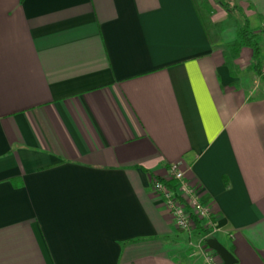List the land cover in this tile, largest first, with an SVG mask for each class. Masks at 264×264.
<instances>
[{
	"label": "crops",
	"instance_id": "0c3cea01",
	"mask_svg": "<svg viewBox=\"0 0 264 264\" xmlns=\"http://www.w3.org/2000/svg\"><path fill=\"white\" fill-rule=\"evenodd\" d=\"M220 42L192 0H0V264H203L153 189L173 164L264 264V81Z\"/></svg>",
	"mask_w": 264,
	"mask_h": 264
},
{
	"label": "built area",
	"instance_id": "2783aa9c",
	"mask_svg": "<svg viewBox=\"0 0 264 264\" xmlns=\"http://www.w3.org/2000/svg\"><path fill=\"white\" fill-rule=\"evenodd\" d=\"M153 189L161 195L164 207L181 233L190 236L199 229L202 231L199 242L190 244V257H201L203 264H223L217 253L207 246V241L221 232L214 212L201 199L199 187L186 179L180 164L171 165L168 180L155 181Z\"/></svg>",
	"mask_w": 264,
	"mask_h": 264
},
{
	"label": "trees",
	"instance_id": "16d2710c",
	"mask_svg": "<svg viewBox=\"0 0 264 264\" xmlns=\"http://www.w3.org/2000/svg\"><path fill=\"white\" fill-rule=\"evenodd\" d=\"M197 11L201 25L212 45L217 44L220 35L223 33L224 27L221 23L212 22L215 14L213 5L209 0H192ZM226 12L229 11L227 4L223 5ZM237 39L225 45L226 66L229 68L231 75L236 78L239 68L236 62L240 59L242 51L249 49L253 53L250 65L245 69L247 73L255 74L264 81V62L262 59V37L251 30V24L248 19L245 24L237 31ZM156 181H162L156 179ZM173 187V185H171Z\"/></svg>",
	"mask_w": 264,
	"mask_h": 264
},
{
	"label": "rangeland",
	"instance_id": "374dc122",
	"mask_svg": "<svg viewBox=\"0 0 264 264\" xmlns=\"http://www.w3.org/2000/svg\"><path fill=\"white\" fill-rule=\"evenodd\" d=\"M209 1L213 5L215 11V14L212 17L213 24L218 22L221 23L226 33L220 36L221 38L220 44L222 43V46H224L225 42L226 43L233 42L234 40L237 39L236 37L237 31L240 28H242L245 24L246 18H245L244 10L246 11L247 8L243 7L244 8L243 10L242 6L239 5L236 0H209ZM224 4H227L229 6L228 12H226L225 9H223ZM251 30L259 35H262V33L259 32V29L255 27V25H253V23L251 24ZM263 39L264 37H262V41ZM252 57H253L252 51L245 50L243 57L240 60H238L237 63L238 65L245 64L246 62L252 61Z\"/></svg>",
	"mask_w": 264,
	"mask_h": 264
},
{
	"label": "water",
	"instance_id": "95a60500",
	"mask_svg": "<svg viewBox=\"0 0 264 264\" xmlns=\"http://www.w3.org/2000/svg\"><path fill=\"white\" fill-rule=\"evenodd\" d=\"M207 246L217 253L223 264H237L233 254L229 252L216 238L208 240Z\"/></svg>",
	"mask_w": 264,
	"mask_h": 264
}]
</instances>
